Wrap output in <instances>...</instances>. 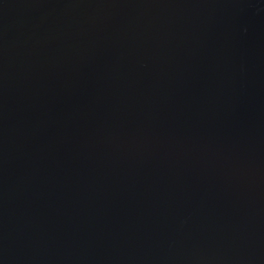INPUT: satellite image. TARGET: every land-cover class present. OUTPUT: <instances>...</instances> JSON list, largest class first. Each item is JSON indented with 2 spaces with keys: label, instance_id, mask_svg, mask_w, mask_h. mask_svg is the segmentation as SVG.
<instances>
[{
  "label": "water",
  "instance_id": "95a60500",
  "mask_svg": "<svg viewBox=\"0 0 264 264\" xmlns=\"http://www.w3.org/2000/svg\"><path fill=\"white\" fill-rule=\"evenodd\" d=\"M0 264H264V0H0Z\"/></svg>",
  "mask_w": 264,
  "mask_h": 264
}]
</instances>
